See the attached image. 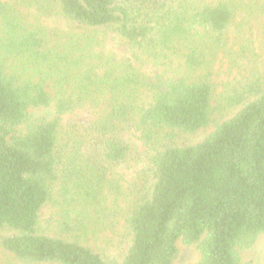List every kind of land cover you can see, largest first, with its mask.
<instances>
[{"label":"trees","instance_id":"1","mask_svg":"<svg viewBox=\"0 0 264 264\" xmlns=\"http://www.w3.org/2000/svg\"><path fill=\"white\" fill-rule=\"evenodd\" d=\"M22 1L64 29L26 22L0 0V254L175 264L180 242L198 252L195 264H243L264 237V77L250 35L227 42L259 21L264 38V0ZM110 35L131 59L104 51ZM219 54L239 74L217 93ZM50 106V120L28 115ZM85 108V135L61 126ZM128 132L146 164L122 183L117 169L142 158ZM118 222L125 240L111 252L103 234Z\"/></svg>","mask_w":264,"mask_h":264},{"label":"rangeland","instance_id":"2","mask_svg":"<svg viewBox=\"0 0 264 264\" xmlns=\"http://www.w3.org/2000/svg\"><path fill=\"white\" fill-rule=\"evenodd\" d=\"M4 4L9 5L12 7L16 12H18L26 22L39 24L41 27H46L48 30H56L60 32L63 30V24L58 21H54L52 19L46 18H36L34 15V10L29 9L22 0H1ZM262 20V18H261ZM261 22L259 24L254 23L249 25H240L238 26V30L234 31L233 34L230 35L229 40L227 42V48L234 47L237 44L235 42V37L239 35H246L251 36L253 40V47L258 55L257 58V69L259 73L264 77V38L261 34L260 29ZM242 28V29H241ZM239 31V33H238ZM244 36V37H246ZM102 48L105 52L113 53L117 58H129L131 59V54L125 45L117 38L115 35H110L105 40ZM135 66L139 67L141 71L145 72L148 75L154 73L155 70L159 71L157 68H153L149 63H141L137 64L134 63ZM246 67V66H245ZM239 72L235 69H230L228 60L222 54H219L213 64V81L216 86V92H220L221 88L224 84L233 81V79L238 76ZM93 111L85 108V109H77L74 110L72 113H67L61 117L60 124L61 126H67L69 124H77L79 130L84 134L82 128L89 126L90 122L94 119ZM28 115L31 118H45L50 120L54 117V110L53 108H40V109H30L28 111ZM203 133H199L195 137H191L189 139L190 142L197 141ZM138 135L134 132H128L125 135V139L131 145L136 147L142 154L141 162L137 165L135 169H125V168H118L117 172L123 176L122 183H125L132 179L138 171H140L146 164V155H147V148L142 145L139 141ZM48 207H43L39 213V221L40 225L43 227L46 226L47 218H48ZM7 234V232L0 231V237ZM104 237L108 238L111 242L112 250L111 252L115 251L116 248L122 245L123 241L125 240V232L122 229L121 222L115 224L112 230H108L103 234ZM102 236V237H103ZM178 247V256L175 261V264H195L199 259V254L195 250L194 247H186L182 245L180 242L177 244ZM242 263L243 264H264V237L260 236L251 250L244 253L242 255ZM0 264H24L14 259L7 258V256H3L0 254Z\"/></svg>","mask_w":264,"mask_h":264}]
</instances>
